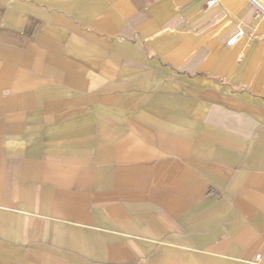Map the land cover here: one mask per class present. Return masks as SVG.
<instances>
[{
	"label": "crops",
	"instance_id": "1",
	"mask_svg": "<svg viewBox=\"0 0 264 264\" xmlns=\"http://www.w3.org/2000/svg\"><path fill=\"white\" fill-rule=\"evenodd\" d=\"M206 2L0 0V264L264 261V15Z\"/></svg>",
	"mask_w": 264,
	"mask_h": 264
},
{
	"label": "built area",
	"instance_id": "2",
	"mask_svg": "<svg viewBox=\"0 0 264 264\" xmlns=\"http://www.w3.org/2000/svg\"><path fill=\"white\" fill-rule=\"evenodd\" d=\"M249 1L255 5V7L257 8L260 14L264 15V0H249ZM216 3H217V0H207L206 7L212 8L216 5ZM256 260H257V263L264 264L261 254H258L256 256Z\"/></svg>",
	"mask_w": 264,
	"mask_h": 264
}]
</instances>
